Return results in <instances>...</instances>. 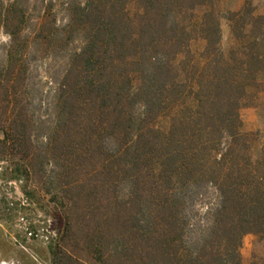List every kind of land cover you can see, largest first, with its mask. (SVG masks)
Here are the masks:
<instances>
[{
  "label": "trees",
  "instance_id": "16d2710c",
  "mask_svg": "<svg viewBox=\"0 0 264 264\" xmlns=\"http://www.w3.org/2000/svg\"><path fill=\"white\" fill-rule=\"evenodd\" d=\"M59 5L60 23L53 0H0V162L43 178L103 264H264L241 253L246 234L264 239V149L241 116L264 14L230 12L226 49L216 0Z\"/></svg>",
  "mask_w": 264,
  "mask_h": 264
},
{
  "label": "rangeland",
  "instance_id": "374dc122",
  "mask_svg": "<svg viewBox=\"0 0 264 264\" xmlns=\"http://www.w3.org/2000/svg\"><path fill=\"white\" fill-rule=\"evenodd\" d=\"M62 1L53 0L54 6H51L57 13L58 23L65 20L59 5ZM247 1L257 14H264V0H216V8L222 15L223 45L226 49L232 44L227 16L240 10ZM47 4L50 0H46ZM8 40V36L3 34L2 42L5 44ZM0 60H4L2 48ZM39 73L41 78L38 79L46 82L48 78L43 69H39ZM258 79L260 84L256 96L241 110L244 130L253 134L257 154L264 149V71ZM42 85L45 91L51 87L50 83ZM42 180L40 176H33L28 183L16 180L9 163L0 162V264H54L53 249L58 250L63 244L80 259L78 264H103L99 255L87 245L89 238L86 232L77 234L69 231L66 222L56 216V207L44 191ZM56 228H60L58 236ZM241 253L245 263L255 257L264 258V239L254 233L246 234Z\"/></svg>",
  "mask_w": 264,
  "mask_h": 264
}]
</instances>
